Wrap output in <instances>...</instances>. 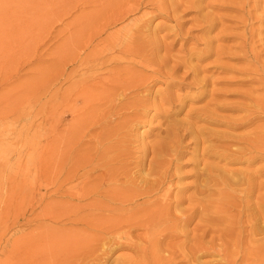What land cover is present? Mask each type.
Segmentation results:
<instances>
[{
	"label": "bare ground",
	"instance_id": "obj_1",
	"mask_svg": "<svg viewBox=\"0 0 264 264\" xmlns=\"http://www.w3.org/2000/svg\"><path fill=\"white\" fill-rule=\"evenodd\" d=\"M45 4L81 10L46 72L49 89L56 77L67 86L61 96L49 93L45 99L43 164L23 171L13 185L16 222L25 219L17 226L27 232L10 244L12 264H104L117 251L124 253L117 264H216L200 260L212 253L220 264H239L245 252L264 245V164L239 172L219 165L244 156L248 167L257 159L264 161V125L254 122L256 110L264 113V103L246 107L250 113L241 118L223 119L228 129L251 127L239 135L199 128L161 110L162 133L150 145H137L144 135L139 126L151 121L150 110L162 104L176 107L181 95L172 87L187 86L188 70L177 74L190 67L187 60L146 34L155 16L179 19L184 11L180 5L172 0ZM144 7L154 11L141 12L122 33L108 32ZM160 82L164 87L154 89ZM189 82L204 79L197 74ZM202 113L201 120L211 123L219 124L222 117L211 109ZM63 115L69 122L62 121ZM205 142L209 145L200 156L208 153L217 161L206 163L195 156L192 170L183 171L182 148ZM188 177L194 180L182 184ZM189 188L193 191L186 194ZM220 198H227L225 207ZM27 211L34 217H26ZM225 212L229 222L222 228Z\"/></svg>",
	"mask_w": 264,
	"mask_h": 264
},
{
	"label": "rangeland",
	"instance_id": "obj_2",
	"mask_svg": "<svg viewBox=\"0 0 264 264\" xmlns=\"http://www.w3.org/2000/svg\"><path fill=\"white\" fill-rule=\"evenodd\" d=\"M172 1L180 5V10H184L179 12V19L155 16L151 23H148L146 34H153L148 37H152L161 46L163 42L169 45L173 56L187 60L190 67L181 68L177 73L181 75L183 71L188 70L189 77L185 80L187 86H183V90L172 87L175 95H181V99L174 103L176 107L162 104L159 109L150 110L151 121L139 126V131L143 130L144 135L141 139L139 137L137 145L139 143L150 145L162 133L164 113L161 110H171L176 113L174 116L177 119H183L182 121L186 119L199 128L208 127L237 135L247 132L251 127L228 129L229 127L223 122L227 117L233 119L247 115L250 112L247 113L246 107L253 109L252 106L254 107L256 101L264 103V86H261L264 83V75H262L264 74V62H262L264 61V0ZM55 7L46 6L45 0H0V263L2 264H12V254L10 255L9 251L12 253L10 249L14 238L22 237L27 232V229L22 228V232L17 226L19 223H24L25 219L22 217L23 219L16 222L14 182L21 177L23 171H34L43 164L45 99L49 93L61 96V92L67 86L63 83L64 78L62 80L61 77H56L49 89L46 72L57 58L60 43L68 36L67 33L70 34L75 28L73 20L81 9ZM151 9L142 8L123 22L110 26L108 32L113 30L124 32L127 26L128 28L133 26V20L141 12L152 14L154 10ZM207 24H210V28ZM198 66L199 70H197ZM197 74L204 79V82L190 84L189 81H192ZM156 84L154 89L164 87L161 82ZM58 89L59 93H56ZM221 95L223 96L220 97ZM218 104H222V108L214 109L213 106L217 107ZM178 107L181 109L178 110ZM210 109L211 112L215 110L216 114H219L218 117L222 116L219 124L211 123L210 120H201L205 116L202 112ZM256 111L255 126H262L264 113ZM60 115L55 117L56 121L61 119L62 115L61 117ZM197 115L198 118L192 117ZM69 119V116L63 115L62 121L66 120L67 123ZM200 144L190 143L182 148L184 157L180 162L187 164H183V171L192 170V159L195 156L206 163L217 161L213 157H208V153L203 157L200 156L202 148L209 143ZM244 157L230 163L224 159L219 165L224 164L227 170L239 172L264 164L262 159H257L250 168ZM232 176L238 178L237 174ZM192 180L194 178L188 177L181 182L185 185ZM43 191V188L40 189V193ZM190 191L192 192L193 189L189 188L186 194ZM220 201L225 207L227 198H220ZM38 210L39 208L35 212ZM34 214H29L27 211L26 217L32 218ZM221 216L224 222L223 226H220L224 228L229 222L228 213H222ZM193 224L194 222L190 228ZM123 254L119 251L112 253L104 264H117L116 259H120ZM203 257L200 260L204 263H221L216 253ZM239 264H264V245L251 253L245 252V258L240 260Z\"/></svg>",
	"mask_w": 264,
	"mask_h": 264
}]
</instances>
